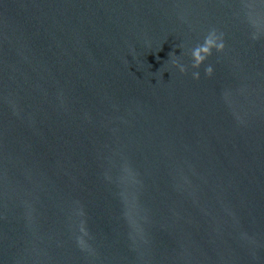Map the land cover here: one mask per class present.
<instances>
[{"label": "water", "instance_id": "obj_1", "mask_svg": "<svg viewBox=\"0 0 264 264\" xmlns=\"http://www.w3.org/2000/svg\"><path fill=\"white\" fill-rule=\"evenodd\" d=\"M0 264H264V0H0Z\"/></svg>", "mask_w": 264, "mask_h": 264}, {"label": "clouds", "instance_id": "obj_2", "mask_svg": "<svg viewBox=\"0 0 264 264\" xmlns=\"http://www.w3.org/2000/svg\"><path fill=\"white\" fill-rule=\"evenodd\" d=\"M218 38L216 37L215 33H210L204 40V43L202 45H197L192 50V59L194 63L192 64L193 68H199L201 64L204 63V61L212 54V49L215 48L217 51H222L224 48V44L222 42H217ZM170 56H174V53H169ZM180 71L183 73L185 72L184 67H180ZM206 75L209 77L213 74V68L211 66L207 67ZM194 78L199 79V72L193 73Z\"/></svg>", "mask_w": 264, "mask_h": 264}]
</instances>
